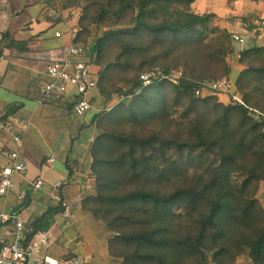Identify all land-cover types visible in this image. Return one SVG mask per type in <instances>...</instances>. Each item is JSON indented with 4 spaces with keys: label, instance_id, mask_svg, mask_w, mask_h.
I'll return each mask as SVG.
<instances>
[{
    "label": "trees",
    "instance_id": "obj_1",
    "mask_svg": "<svg viewBox=\"0 0 264 264\" xmlns=\"http://www.w3.org/2000/svg\"><path fill=\"white\" fill-rule=\"evenodd\" d=\"M44 2L79 9L83 43L90 42L93 26L107 29L95 47L99 64L109 43L121 48V56L142 59L132 69L129 93L142 87L141 72L161 66L149 58L154 50L172 60L159 68L180 71L182 63L188 71L182 70L177 84L154 82L126 103L123 112L167 138L105 133L91 147L96 184L84 197L82 210L105 225L110 256L121 264H264V207L257 198L264 182V119L259 123L253 116L264 117V49L258 44L247 47L239 58L243 69L236 90L246 106L234 100L224 105L202 96V90H209L203 87L206 81L230 78L226 58L236 49L233 31L216 26L215 14H195L196 0ZM227 20L232 24L236 19ZM256 23L243 20L241 26L253 32ZM106 78L99 77L98 90H103L104 103H110L122 92L104 89ZM155 87L162 90H152ZM201 110L211 120L201 116ZM104 115L96 114L91 125ZM109 141L127 146L112 162L99 158ZM149 151L154 154L147 157ZM115 173L124 180H113ZM111 187L117 188L114 194ZM64 209L61 203L56 211L62 214Z\"/></svg>",
    "mask_w": 264,
    "mask_h": 264
},
{
    "label": "crops",
    "instance_id": "obj_2",
    "mask_svg": "<svg viewBox=\"0 0 264 264\" xmlns=\"http://www.w3.org/2000/svg\"><path fill=\"white\" fill-rule=\"evenodd\" d=\"M229 2L230 0H196L192 10L198 15L215 14L222 24H225V21L227 23L229 17H233L240 25L243 20L252 25L264 17V0L257 2L239 0L233 8L228 6ZM26 10L33 21L24 27L14 26L13 19L24 14ZM51 10L63 12L67 9L51 7L43 0H0V64L5 63L0 66V73L3 76L0 79V108L6 112L7 120L14 123L19 121L29 123V133L22 151L27 171L24 175L14 176L16 189L6 198L0 199V216L11 214L13 218L23 220L27 226L34 224L36 230L49 231L51 239L43 248L42 256L69 258L92 254L96 258L95 264H114V261L121 264V261L113 259L109 254L108 241L104 235L105 225L83 212V200L78 209L77 220L74 224L66 226L67 223L61 217V210L56 211L60 205L52 198L54 189L51 185L62 182L64 185L60 190L61 203H72L79 196L84 199L83 192L90 189L91 183L95 180L91 171L94 157L90 149L88 150V145L86 150L90 155V163L87 162V156L84 162L87 165L86 171L85 166L81 168L78 166L76 169L70 167L68 158H65V170L56 167L55 163L48 164L50 159L55 160L56 155L46 138L48 131L53 133L52 121L63 118L60 112L72 114L71 105L67 102L44 106L35 104L41 85L47 81L46 68L54 60L66 57L70 42L67 37L64 39L55 37V34L64 30V27L52 21L49 16ZM73 10L80 13L79 9ZM80 15L82 18L81 13ZM42 22H45L46 27L37 29L36 24L41 25ZM247 33L250 34L252 31ZM252 43L248 37L247 47L257 44ZM90 59L96 65L92 56ZM99 71L100 68L97 67V76ZM103 94V90H98L97 87L91 95L90 103L95 110L92 113L99 112L95 109L94 101L99 100L98 104H104ZM111 103L116 105L114 99L109 104ZM4 149H13V143L11 136L0 126V180L9 163L1 155ZM80 171L85 172L84 176L79 174ZM39 178H44L50 183V186L41 192L33 189V184ZM24 193L26 196L22 199ZM257 198L264 207V182L260 184ZM14 229L13 222L0 225V246L13 244Z\"/></svg>",
    "mask_w": 264,
    "mask_h": 264
},
{
    "label": "built area",
    "instance_id": "obj_3",
    "mask_svg": "<svg viewBox=\"0 0 264 264\" xmlns=\"http://www.w3.org/2000/svg\"><path fill=\"white\" fill-rule=\"evenodd\" d=\"M49 16L54 23L64 27V30L57 32L55 37L57 39L67 37L70 42L66 57L53 61L46 68L45 76L48 81L41 85L35 104L44 106L50 103L67 102L71 105L72 113L78 116H85L93 110L90 97L97 89L98 83L94 79V76H97V66L90 59L92 56L90 43L88 40H84V43L81 40L84 34L83 27L80 24L81 15L73 9H67L63 12L51 10ZM258 24L259 26L251 34L253 35V40L264 49V17L260 19ZM248 37L244 34L233 33L232 43L238 47L235 52L238 57L246 50ZM181 75L182 73L179 74L175 70L169 71L159 67L149 72H141L138 80L142 87L125 96L123 95L121 100L115 104L132 102L136 97L143 95L156 81L168 80L177 84ZM203 87L214 93L225 94L229 93L233 86L228 78H224L206 81L203 83ZM234 102L241 108L246 106L242 98L235 99ZM253 116L256 117V121L259 123L264 119L259 113H255ZM0 126L11 136L13 143V149H4L1 152L3 158L9 162L0 180L1 199L6 198L16 189L13 180L14 176L24 175L27 171V164L22 158V151L28 137L29 123L26 121L14 123L7 120L6 112L0 108ZM54 163L55 160L50 159L48 164L53 165ZM63 185L62 182H56L51 185L54 189L52 198L59 205L61 204L60 190ZM48 186H50L48 180L39 178L33 184V189L41 192ZM25 196L26 193L21 198L24 199ZM82 200L83 198L79 196L72 203H63L65 209L61 217L67 223L66 226L77 220L78 209L81 207ZM8 222H13L15 225L13 231L15 241L12 245L0 246V264H95L96 262V258L92 254L78 255L71 258L42 256V250L51 239V233L30 228L23 220L13 218L11 214L0 216V225Z\"/></svg>",
    "mask_w": 264,
    "mask_h": 264
},
{
    "label": "rangeland",
    "instance_id": "obj_4",
    "mask_svg": "<svg viewBox=\"0 0 264 264\" xmlns=\"http://www.w3.org/2000/svg\"><path fill=\"white\" fill-rule=\"evenodd\" d=\"M44 1V0H43ZM239 0H230L229 7H234V4ZM25 3V2H23ZM40 4V3H38ZM264 4V3H263ZM41 5V4H40ZM264 9V8H263ZM28 15V10L24 12V14H20L19 16L15 17L13 19V25L16 27H24L27 23L31 22ZM221 20L218 18L216 20V26H218L221 30L224 28H227L229 31L232 30L233 33L236 34H248L250 37V43H252L253 35L247 32H250L247 28H243L240 23L237 20H233L232 24H229L228 22L225 24H222L220 22ZM257 24V23H256ZM39 28H45L46 24L45 22H42L41 25H37ZM92 32L89 34L90 40V49L92 52V60L96 61V66L100 68L98 76H94V79L97 81L99 80V77H101L102 74H106L107 78L105 79V88L107 91L110 90H117L118 92H122L120 94V98L114 99L115 102H118L121 100L122 96L128 94L131 90V86L134 84V75H133V68L139 65V62L142 60L140 58L135 59L134 57H131L129 55L121 56V48L115 44V43H109L106 47V50L103 51L102 54V63L99 64L98 61V54L97 51H95V47L97 45V42L103 38L105 32L107 31L106 28L101 26H93ZM119 29V28H117ZM39 31V30H35ZM40 32V31H39ZM34 33V32H33ZM82 38V37H81ZM255 42V41H254ZM253 42V43H254ZM252 43V44H253ZM233 46V45H232ZM236 49L228 54L226 61L231 69V76L228 78L232 83V88L230 89L229 93L225 94H218L214 93L211 90H202V96H213L216 98L217 102H220L224 105H229L232 100L235 99H241L242 97L237 94L236 90V82L238 79V76L243 69L241 65L239 64V58L238 55L235 54V52L238 50L237 46H233V48ZM235 59H234V57ZM2 58V57H1ZM149 58H153L154 61L158 65V67H164L163 65L169 66L170 63H172V60H167L160 56L159 50H154ZM55 61V60H54ZM117 63L123 64L118 66ZM5 63H1L0 66H3ZM163 64V65H162ZM182 66V70L187 72V69L185 68L182 63H180ZM109 66H112L113 68L108 69ZM178 72L179 74H183L182 70H176L172 69ZM186 73V74H187ZM3 76L0 73V79H2ZM227 78V77H225ZM213 79H224V78H213ZM46 80L48 81V78L46 77ZM122 82H125L123 84ZM152 90H162L161 87H155ZM166 90H172L171 88H168ZM117 92V94H119ZM132 93V92H131ZM115 95V94H114ZM118 96H115V98ZM99 101V100H98ZM98 101H94L95 109L99 110V112H94L93 109L85 116H78L74 113L69 114V112H60L63 116V118L55 119L52 121V129L53 133L48 131V134L46 136L49 146H51L54 150V153L56 154L54 156L55 158V166L59 169L65 170V158H68V164L70 167L78 168V166L81 168L85 166V171L87 165L84 164L86 157L88 156L87 162L90 163L89 159V152L91 147L95 145V141L98 138V136L108 133L111 136H115L119 138V136H125V137H131L135 139H148L154 134H159L167 138L165 133H161L159 130H155L152 126H149L142 121H136L135 117L126 113L125 110H127V106L125 102H122V104L113 105L114 103L109 104L107 103H100L98 104ZM166 103H168V100H166ZM114 106V107H113ZM117 106V107H116ZM101 112H104L105 115L101 117L96 123L91 125L92 118ZM201 116H203L205 119L211 120V115L208 113H205L203 110L200 112ZM89 125V129L87 126ZM116 140V139H114ZM86 145H88V150H86ZM91 145V146H90ZM127 152V146L120 145V143L109 141L106 144L105 150L100 153L101 160H108L113 161L116 158H118L121 154H124ZM154 154L152 151H149L147 153L148 156H152ZM95 160V159H94ZM70 169V168H69ZM80 175L84 176L85 172L80 171ZM95 180V182L91 183V188L83 192V197L87 196V193L95 188L96 184V178L92 176ZM113 180H124L122 179V175L120 173H115V175H111ZM135 183V182H134ZM260 188V187H259ZM87 189V188H86ZM117 188L111 187L109 189V192L111 194H114L116 192ZM74 222L71 223L74 224ZM88 255V254H87ZM84 256V255H83ZM120 261V260H119ZM246 261L244 259H240L239 263H245ZM114 264H118V262L114 261Z\"/></svg>",
    "mask_w": 264,
    "mask_h": 264
}]
</instances>
